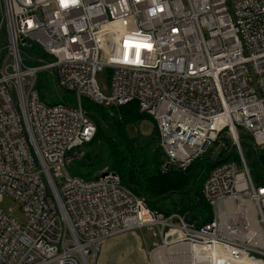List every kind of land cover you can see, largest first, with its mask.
<instances>
[{"label":"built area","instance_id":"built-area-1","mask_svg":"<svg viewBox=\"0 0 264 264\" xmlns=\"http://www.w3.org/2000/svg\"><path fill=\"white\" fill-rule=\"evenodd\" d=\"M0 7V203L10 196L25 215L21 223L0 207V264H93L105 241L145 227L161 239L151 253L156 264H264V184L240 140L243 132L255 156L264 152V0H0ZM105 69L108 97L96 80ZM46 70L74 101L41 98ZM83 99L136 102L152 116L162 171H187L219 141L226 153L201 188L212 218L194 225L152 209L115 171L71 173L69 152L97 131ZM175 246L182 248L165 253Z\"/></svg>","mask_w":264,"mask_h":264},{"label":"trees","instance_id":"trees-1","mask_svg":"<svg viewBox=\"0 0 264 264\" xmlns=\"http://www.w3.org/2000/svg\"><path fill=\"white\" fill-rule=\"evenodd\" d=\"M32 50L38 52L35 47ZM83 106L96 124V135L91 142L70 151L68 158L73 152L94 143L103 144L105 154L99 156V163L100 161L103 163L97 167H91L87 172L70 171L71 173L92 179L97 178L104 170L115 171L145 198L152 209L159 210L165 215L173 212L195 214L201 223L212 218L211 208L202 195V182L196 181L193 175L194 164L199 159L185 172L177 169L162 171L160 164L164 159V153L158 144L154 151L144 153L141 159L137 160V155H141L143 148L137 137L130 136L127 125L138 123L149 115L141 113L136 102L122 106H103L83 99ZM154 139L158 140L157 126ZM86 157L90 155L87 154ZM257 157L260 162L252 172L253 177L258 184H264V152L258 153ZM216 165L217 163L213 162L210 169ZM166 201H170V204L167 205Z\"/></svg>","mask_w":264,"mask_h":264},{"label":"rangeland","instance_id":"rangeland-1","mask_svg":"<svg viewBox=\"0 0 264 264\" xmlns=\"http://www.w3.org/2000/svg\"><path fill=\"white\" fill-rule=\"evenodd\" d=\"M0 14H1V7H0ZM96 80L98 82V85L100 87L103 96L105 97L110 96L111 94L110 71L108 69H105L103 71L98 72L96 75ZM38 89L40 91L41 98L47 103L53 104L58 101H62L63 97L69 101H74L75 99L74 94L72 92L58 89L55 77L47 70L41 71L39 73ZM155 129H156V124L152 116H146L142 118L138 123H130L127 125V130L130 136L137 137L140 140L139 142L140 146L143 148L141 155L139 156L137 155V160L139 158L141 159L144 153L152 152L158 146L159 144L158 140L154 139ZM240 140H242V148L246 155V158L254 170V168L258 166L260 159L257 156H255V153L253 151L254 145L251 142V138L248 135L244 134L243 132H240ZM224 153H226V149L224 147H221L219 141L214 142L213 145L209 146L206 152L199 159L198 168L195 174L193 167V175L195 177V180L200 183L203 182L206 176L208 175V172L214 160H217L219 159V157H222ZM87 154H89L90 157H86ZM103 154H105L103 144L95 145L94 143L80 148L79 150L73 152L68 158V165L70 171L87 172L88 170H90L91 167L93 168L97 167V165L103 163V161H100L99 163V156H103ZM235 156H236V151L232 153L231 158L234 159ZM162 162L160 164V170H162L161 169ZM166 202L167 205L170 204V201H166ZM0 207L8 214H11L19 222L21 223L25 222V215L21 208V204L14 198L10 196H5L3 201L0 203ZM154 230L156 231L157 229L145 227L143 229H139L136 231V233H138L144 238L147 248H144L142 246L143 243L140 238H136L138 244L135 245V257L133 256L134 262L130 264H156V260L154 256L153 257L151 256V253L153 249L156 247L155 243H161L160 242L161 239L159 236H154ZM126 235L127 232L121 234L120 236L110 238L108 240L117 239L118 237H123ZM128 243H132V240L129 239ZM100 251H101V247L97 253V256L93 258V264L99 263V257L101 253ZM149 251L150 254L148 257Z\"/></svg>","mask_w":264,"mask_h":264},{"label":"crops","instance_id":"crops-1","mask_svg":"<svg viewBox=\"0 0 264 264\" xmlns=\"http://www.w3.org/2000/svg\"><path fill=\"white\" fill-rule=\"evenodd\" d=\"M136 231L127 232L126 236L118 237L117 239L107 240L106 242H104V244H102L101 246V251H100L101 253H100L98 264H130V263H133L134 262L133 256L135 257V245L138 244V241L136 240V238H140L143 243L142 246L144 248H147L144 238L138 233H136ZM129 239L132 240V243H128ZM149 254H150V251L148 252V257H149Z\"/></svg>","mask_w":264,"mask_h":264},{"label":"water","instance_id":"water-1","mask_svg":"<svg viewBox=\"0 0 264 264\" xmlns=\"http://www.w3.org/2000/svg\"><path fill=\"white\" fill-rule=\"evenodd\" d=\"M25 41H26L25 39H22V42H25ZM5 44H6V42L4 40H0V46H4ZM221 141H223V143L227 145L230 141V138L227 136H222ZM198 164H199V162H197L194 166V174L197 170ZM107 173H108V171H106V170L102 171V175H106ZM194 182H195V180H194ZM198 219H199V217L195 214H186V216H185V220L189 224L196 225L198 222ZM175 237H177V234L174 235V238Z\"/></svg>","mask_w":264,"mask_h":264},{"label":"bare ground","instance_id":"bare-ground-1","mask_svg":"<svg viewBox=\"0 0 264 264\" xmlns=\"http://www.w3.org/2000/svg\"><path fill=\"white\" fill-rule=\"evenodd\" d=\"M180 248H182V247L181 246L171 247V248L167 249L165 251V253H173L176 249H180ZM155 258H156V255H155ZM164 264H167V263L165 262Z\"/></svg>","mask_w":264,"mask_h":264}]
</instances>
